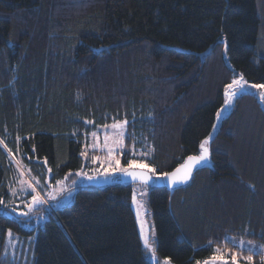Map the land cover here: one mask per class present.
Returning <instances> with one entry per match:
<instances>
[{"label":"trees","instance_id":"1","mask_svg":"<svg viewBox=\"0 0 264 264\" xmlns=\"http://www.w3.org/2000/svg\"><path fill=\"white\" fill-rule=\"evenodd\" d=\"M241 77L264 83V0H0V209L16 176L10 153L62 179L90 167L88 135L113 122H125V164L172 171L201 154ZM254 93L229 103L190 183L147 185L161 260L197 264L244 232L264 246V107ZM134 184L81 186L37 228L0 210V264H14L9 231H38L26 264H153Z\"/></svg>","mask_w":264,"mask_h":264},{"label":"rangeland","instance_id":"2","mask_svg":"<svg viewBox=\"0 0 264 264\" xmlns=\"http://www.w3.org/2000/svg\"><path fill=\"white\" fill-rule=\"evenodd\" d=\"M241 84L245 89L242 93L248 90L255 92L254 94H257L256 96L264 107V87H253V84H245L242 80ZM260 85H264V83ZM240 90L239 87H234L228 91L238 93ZM235 96L229 103H233ZM114 125L117 126L114 127ZM125 129V122L118 121L93 130L88 135V142L82 152L84 160L90 167L70 171L65 174L64 178L58 180L57 178L53 179V171L49 168L45 171V178L39 177L19 155L14 156L10 153L16 165V176L10 188L11 197L6 206L0 210L7 215L24 218L23 223L26 227L37 228L38 224H44L50 210L71 204L78 188L88 184L89 178L108 175L112 176V179H117L124 172L123 169H148L142 167L143 163L135 160L125 164L123 156ZM116 161H119L118 165ZM147 185L141 182L134 184L133 198L135 197V199H132L144 254L146 259L153 264H168L169 261L161 260L156 251L154 254L152 251L156 248L157 230L149 207L150 188ZM37 194L42 203L33 205V197ZM145 237L148 238L151 248L145 245ZM37 238L38 231L28 239L9 231L4 248V257L7 263L26 264L34 256V245ZM216 249H220V252L215 251L212 257L205 261L199 260L197 264H233V257L238 264H252L258 257L264 256V246L250 239L245 232L228 235L225 243L218 244ZM247 257H251V261H248Z\"/></svg>","mask_w":264,"mask_h":264},{"label":"snow or ice","instance_id":"3","mask_svg":"<svg viewBox=\"0 0 264 264\" xmlns=\"http://www.w3.org/2000/svg\"><path fill=\"white\" fill-rule=\"evenodd\" d=\"M242 79L243 78L241 77V80ZM241 80H233L231 84L227 85V90H232V89H234V87H239L242 90L244 85L241 84ZM253 87H264V85H253ZM235 95H237L236 91H228V101H230L232 99V97H234ZM116 126L117 125H114V127H116ZM209 139H205L203 141V143L200 145L201 154L199 156L188 157V160L185 164H182L179 168L175 169V171H173L171 173H164L163 175L165 177H168L173 184H175L177 182H186L188 179H190L193 167L202 161H207V159H208L209 152H208L207 145L209 143ZM116 164L118 165L119 161H116ZM142 167H147V166L142 165ZM123 171L127 175L132 176L134 179L139 178L141 181H143L145 183L152 178L147 173L128 172L127 169H123ZM149 171H154V170L149 169ZM133 199H135V197ZM39 203H42V201L40 200L39 195L37 194V196L33 197L32 204L34 205V204H39ZM30 207H31V205H30ZM9 235H11V233H9ZM145 245L148 246L149 248H151V245L149 244L147 237H145ZM152 251L154 254L155 249H152ZM215 251L219 253L220 249H216ZM246 259L248 261H251L252 258L247 257ZM233 264H238V262L235 260V257H233Z\"/></svg>","mask_w":264,"mask_h":264},{"label":"water","instance_id":"4","mask_svg":"<svg viewBox=\"0 0 264 264\" xmlns=\"http://www.w3.org/2000/svg\"><path fill=\"white\" fill-rule=\"evenodd\" d=\"M243 91H245V89L240 90L237 93V95H241V93ZM228 108H229V101L227 100L226 103H225V106L220 110L219 116L217 117V119L215 121V124H214L213 131H212L211 135L208 138H206V139L210 138L209 142L212 140L214 132L216 131L217 125L219 123V118L223 115V113L225 111L228 110ZM203 141H202V143H203ZM207 148H208V146H207ZM208 152H209V156H208L207 161H202V162L196 164L193 167V169H192V173H191L190 179H188L186 182H177V183L173 184L168 177H165L164 175L158 176V177H156L155 175L153 176V173L151 171H149L148 169H129L128 172L147 173L152 178L145 183V182L141 181L139 178H135L134 179L132 176L127 175L125 172H123V173L120 174V176L117 179H112V176H108V175H98V176H95V177H91V178H89V184L103 186V185H108V184H112V183H116V182H120V181L125 182V183L141 182V183H145V184H153L154 182H157L158 185H166L169 189H176L178 187H182V186H185L188 183H190L195 170L197 168L203 167L204 165H206V164H208L210 162V151H209V148H208ZM195 156H199V155H195ZM195 156H189V157H195ZM187 160H188V157L185 159V161L182 164H185L187 162ZM182 164H180L175 169L179 168ZM175 169H173L172 171H170L168 173H171V172L175 171ZM168 264H172V263L169 262Z\"/></svg>","mask_w":264,"mask_h":264}]
</instances>
